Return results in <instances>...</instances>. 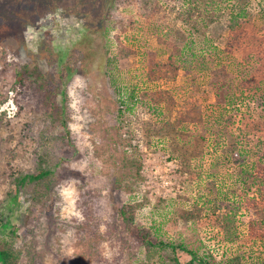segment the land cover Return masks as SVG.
I'll list each match as a JSON object with an SVG mask.
<instances>
[{
	"label": "rangeland",
	"instance_id": "374dc122",
	"mask_svg": "<svg viewBox=\"0 0 264 264\" xmlns=\"http://www.w3.org/2000/svg\"><path fill=\"white\" fill-rule=\"evenodd\" d=\"M156 1L160 9L151 18L178 27L188 36L187 26L178 16L185 0ZM142 7V0H0V202H11L2 209L12 219L17 240L23 242L31 229L38 231L33 245L37 264H164L169 258L166 250H160L152 261H143L140 249L132 261L123 254L117 262L118 251L121 255L117 250L121 242L117 241L125 234L118 231L111 237L118 215L110 193L121 166L119 156L125 152L136 154L138 164L132 179L123 180V184L132 181V191L116 192L117 201L137 203L146 220L170 221L171 230L175 210L192 208L197 188L182 156L172 150L170 139L166 142L145 105L137 103L123 120L117 116L119 97L103 66L111 58L123 73L130 72L131 66L142 65L137 61L139 52L159 45L156 36L133 27L132 19L145 25L150 18ZM259 8V0H255L252 10L256 24L262 26L259 36L264 38ZM227 23L228 16L221 11L203 29L222 48L229 32ZM255 29L251 25L246 28L243 46L245 38L253 41ZM131 42L141 46L135 48L137 55ZM236 53L239 59L246 55L243 49ZM36 66L47 82L57 84L55 103L63 108V115L44 101L39 81H35L37 75L27 73ZM20 72L22 78L18 77ZM185 80L182 70L176 76L160 77L155 86L174 88ZM179 90L184 95V90ZM12 97L14 105H5ZM187 97L204 104L215 101L214 90L208 85ZM173 112L175 109L166 105V115ZM120 134L129 142L117 152L113 139ZM45 152L56 162L59 178L53 201L36 202L28 189L18 200L6 201L11 175L34 170ZM208 160L203 161L205 167ZM55 215L58 223L54 225ZM248 215L244 212L241 219L245 222ZM86 224L91 227H84ZM188 225L191 235L201 238L220 260L226 251H238L252 263L261 251L243 235L246 223L233 246L225 243L213 215L203 213ZM92 232L101 233L99 247L83 241ZM5 233L1 231L0 237ZM91 251L86 259V252ZM137 257L142 260L136 261ZM26 259L23 255V264H27Z\"/></svg>",
	"mask_w": 264,
	"mask_h": 264
},
{
	"label": "trees",
	"instance_id": "16d2710c",
	"mask_svg": "<svg viewBox=\"0 0 264 264\" xmlns=\"http://www.w3.org/2000/svg\"><path fill=\"white\" fill-rule=\"evenodd\" d=\"M142 1L143 12L150 18L145 25L132 19L133 27L156 36L160 46L139 52L137 61L142 65L133 66L135 69L131 66L130 72L123 73L111 58L103 63L119 97L117 116L123 120L137 103L145 105L156 118L166 142L170 139L172 150L174 148L182 156L197 189L192 196L191 209L175 210L177 215L172 230L168 227L170 221L162 222L154 217L146 220L137 203L119 202L114 198L116 192L132 191V181L123 184V180L132 179V170L138 164L136 154L120 155L121 166L110 193L118 215L111 237L114 238L118 231L125 234L117 241L121 242L117 247L121 250L120 256L119 251L116 254L117 262L123 254L132 261L141 249L143 261L149 262L157 252L166 250L169 258L164 264H264V38L259 36L262 26L256 24L252 10L255 0H185L178 16L187 26L188 36L178 27L151 18L160 9L158 1ZM259 7V18L264 23V0H259ZM221 11L228 16L229 31L223 48L205 31L210 25L209 19ZM249 25L256 27V35L252 42L245 38L243 46L241 38ZM131 43L137 55L135 48L138 50L141 46ZM153 49L157 53H153ZM240 49L246 53L245 58L239 59L236 50ZM182 70L186 73L184 84L174 88L155 86L160 77L176 76ZM27 73L37 75L35 81H39L44 101L51 110L57 109L63 115V108L55 103L57 84L47 82L37 66ZM22 75L20 72L18 77ZM204 85L214 90V102L204 104L187 97ZM179 88L184 90V95ZM185 94L187 96L182 99ZM166 105L175 109L173 118L166 115ZM113 142L118 152L129 139L120 134ZM206 157L209 163L205 167ZM11 176L12 186L6 201L18 200L19 194L28 189L32 200L52 202L58 192L56 162L49 152L41 154L34 170ZM171 202L175 205V201ZM7 204L0 202V232H6L5 237H0V264H23V255L27 256V264H37L33 245H36L38 231L31 229L23 242L17 240L19 235L12 219L2 209ZM244 212L249 213L245 222L241 219ZM203 213L216 217L222 238L232 246L242 234L241 226L246 223L243 235L251 240L252 247L261 250L256 261L251 263L238 251H226L225 258L220 260L201 238L191 235L188 224ZM57 218L55 215L53 224L58 223ZM83 226L90 228L91 224ZM101 239V233L92 232L83 241L99 247ZM92 251L86 252V259ZM141 260L136 258V261ZM66 263L72 264L71 261Z\"/></svg>",
	"mask_w": 264,
	"mask_h": 264
},
{
	"label": "built area",
	"instance_id": "2783aa9c",
	"mask_svg": "<svg viewBox=\"0 0 264 264\" xmlns=\"http://www.w3.org/2000/svg\"><path fill=\"white\" fill-rule=\"evenodd\" d=\"M14 105V101H13V99L12 98H10L9 99V101L8 102H6V104L5 105ZM4 108V106H2V109ZM5 109V108H4Z\"/></svg>",
	"mask_w": 264,
	"mask_h": 264
},
{
	"label": "bare ground",
	"instance_id": "6f19581e",
	"mask_svg": "<svg viewBox=\"0 0 264 264\" xmlns=\"http://www.w3.org/2000/svg\"><path fill=\"white\" fill-rule=\"evenodd\" d=\"M13 101H14V98L12 97Z\"/></svg>",
	"mask_w": 264,
	"mask_h": 264
}]
</instances>
